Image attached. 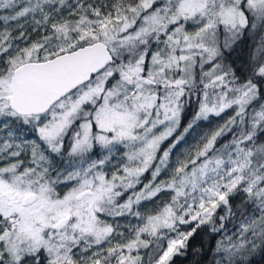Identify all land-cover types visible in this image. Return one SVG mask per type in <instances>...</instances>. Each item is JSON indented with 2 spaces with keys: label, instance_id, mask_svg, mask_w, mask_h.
Returning <instances> with one entry per match:
<instances>
[{
  "label": "snow or ice",
  "instance_id": "snow-or-ice-1",
  "mask_svg": "<svg viewBox=\"0 0 264 264\" xmlns=\"http://www.w3.org/2000/svg\"><path fill=\"white\" fill-rule=\"evenodd\" d=\"M178 258L264 264V0H0V264Z\"/></svg>",
  "mask_w": 264,
  "mask_h": 264
},
{
  "label": "trees",
  "instance_id": "trees-1",
  "mask_svg": "<svg viewBox=\"0 0 264 264\" xmlns=\"http://www.w3.org/2000/svg\"><path fill=\"white\" fill-rule=\"evenodd\" d=\"M241 55H246V53H241ZM225 119L227 118V114L224 117ZM216 121H213V126H215ZM257 259H259V257H257ZM176 264H182V261L178 258L176 261Z\"/></svg>",
  "mask_w": 264,
  "mask_h": 264
}]
</instances>
